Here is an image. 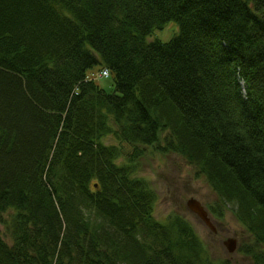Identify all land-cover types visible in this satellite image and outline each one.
<instances>
[{"label":"trees","instance_id":"16d2710c","mask_svg":"<svg viewBox=\"0 0 264 264\" xmlns=\"http://www.w3.org/2000/svg\"><path fill=\"white\" fill-rule=\"evenodd\" d=\"M148 150L192 166L264 264V0H0V264H226L155 219Z\"/></svg>","mask_w":264,"mask_h":264},{"label":"rangeland","instance_id":"374dc122","mask_svg":"<svg viewBox=\"0 0 264 264\" xmlns=\"http://www.w3.org/2000/svg\"><path fill=\"white\" fill-rule=\"evenodd\" d=\"M178 30L177 23H168L163 30H156L149 40L169 42ZM90 77L107 92L114 91L112 77H99L97 69L90 72ZM108 142L111 143L112 140L109 139ZM134 170L135 176L146 180L156 194L155 219L164 223L172 216H182L194 227L213 260L226 264H252L250 258L238 251L241 244L248 241L244 228L237 222L232 212L226 211L221 219L210 214L215 229L213 231L188 208L187 202L195 199L208 209L209 205L217 202V197L203 177L197 176L194 168L182 157L174 153L148 150L146 155L136 162ZM10 214V212L0 214V235L7 242L9 239L3 221H6ZM229 239H234L237 243L233 253L225 245Z\"/></svg>","mask_w":264,"mask_h":264},{"label":"water","instance_id":"95a60500","mask_svg":"<svg viewBox=\"0 0 264 264\" xmlns=\"http://www.w3.org/2000/svg\"><path fill=\"white\" fill-rule=\"evenodd\" d=\"M187 206L190 209V211L196 214L206 226H208L210 229L215 231L208 211L204 208V206H202V204L199 201L195 199H190L187 202ZM236 244H237L236 240L234 239H229L225 243L226 247L231 253H233L236 250Z\"/></svg>","mask_w":264,"mask_h":264},{"label":"built area","instance_id":"2783aa9c","mask_svg":"<svg viewBox=\"0 0 264 264\" xmlns=\"http://www.w3.org/2000/svg\"><path fill=\"white\" fill-rule=\"evenodd\" d=\"M102 75H103V76H107V75H108V72H107V71H104V72L102 73Z\"/></svg>","mask_w":264,"mask_h":264}]
</instances>
